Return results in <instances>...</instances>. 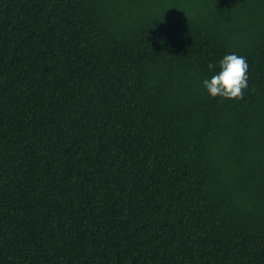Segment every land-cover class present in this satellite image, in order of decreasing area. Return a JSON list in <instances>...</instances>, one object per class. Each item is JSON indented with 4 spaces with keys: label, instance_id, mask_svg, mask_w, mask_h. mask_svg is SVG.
<instances>
[{
    "label": "trees",
    "instance_id": "16d2710c",
    "mask_svg": "<svg viewBox=\"0 0 264 264\" xmlns=\"http://www.w3.org/2000/svg\"><path fill=\"white\" fill-rule=\"evenodd\" d=\"M0 264H264V0H0Z\"/></svg>",
    "mask_w": 264,
    "mask_h": 264
},
{
    "label": "clouds",
    "instance_id": "9594fccd",
    "mask_svg": "<svg viewBox=\"0 0 264 264\" xmlns=\"http://www.w3.org/2000/svg\"><path fill=\"white\" fill-rule=\"evenodd\" d=\"M208 67L213 68L215 65L209 64ZM219 69L218 74L202 82L210 97L237 102L243 100L249 78L246 57L235 53L227 54L219 61Z\"/></svg>",
    "mask_w": 264,
    "mask_h": 264
}]
</instances>
